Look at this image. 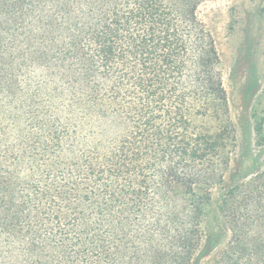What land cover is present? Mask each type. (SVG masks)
I'll return each instance as SVG.
<instances>
[{"label":"trees","instance_id":"1","mask_svg":"<svg viewBox=\"0 0 264 264\" xmlns=\"http://www.w3.org/2000/svg\"><path fill=\"white\" fill-rule=\"evenodd\" d=\"M197 7L195 0H0V46L5 35L15 40L29 29L37 46L34 69L56 82L66 80L72 110L91 115L95 107H106L126 126L101 161L84 167L94 180L91 209L105 213L116 207L129 221L155 197L174 206L169 214L176 225L181 215L189 220L176 228V264H189L199 245L205 206L223 182L234 141L219 54ZM14 67L24 72L27 62L0 55V99L13 98L8 76ZM19 137L25 138L22 131ZM7 139L4 130L0 263L18 264L17 247L20 257L39 260L42 246L67 228L80 235L90 229L83 212L65 208L66 187L54 177L42 183L37 145ZM61 159L69 161L68 155ZM66 168L72 170L70 162ZM72 202L85 207L81 200ZM57 243L61 253L74 246L65 237ZM64 263L88 261L67 256Z\"/></svg>","mask_w":264,"mask_h":264},{"label":"rangeland","instance_id":"2","mask_svg":"<svg viewBox=\"0 0 264 264\" xmlns=\"http://www.w3.org/2000/svg\"><path fill=\"white\" fill-rule=\"evenodd\" d=\"M195 1L197 16L219 54L234 141L223 182L212 189L205 206L199 245L189 264H264V0ZM2 41L0 55L27 62V68L9 71L13 98L0 99V134L7 131L8 143L17 144L22 131L25 138L20 141L30 139L37 145L43 153L35 164L44 175L42 183L54 177L58 186L66 187L70 199L65 208L83 212L90 229L85 235L64 231L62 237L74 245L68 254L56 248L62 237L46 242L39 260L20 257L22 249L17 247L13 256L18 264H66L67 256L88 264H176L173 259L180 253L174 244L176 228L189 220L181 215L176 225L169 214L174 206L166 207L155 197L145 212L129 221L116 207H107L105 213L90 207L94 180L86 177L84 167L101 161L125 132L115 111L102 106L91 115L87 109L72 110L66 80L56 82L47 72L34 69L37 46L29 29L15 40L5 35ZM67 155L69 161H63ZM68 162L72 170H67Z\"/></svg>","mask_w":264,"mask_h":264}]
</instances>
